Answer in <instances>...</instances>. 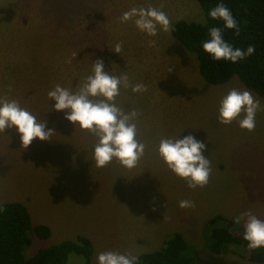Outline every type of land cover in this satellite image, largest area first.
<instances>
[{
	"label": "rangeland",
	"instance_id": "1",
	"mask_svg": "<svg viewBox=\"0 0 264 264\" xmlns=\"http://www.w3.org/2000/svg\"><path fill=\"white\" fill-rule=\"evenodd\" d=\"M149 6L164 11L172 27L179 20L206 22L199 0H0V96L16 99L53 130L51 139L34 138L27 148L15 126L0 132V202L25 203L34 224L52 229L48 239L32 237L27 257L81 234L93 241L98 264L100 252L137 256L179 232L204 264H264L252 262L246 247L215 254L205 240L206 222L216 214L242 225L239 217L249 211L264 220V110L251 132L237 120L224 125L218 119L221 99L232 88L250 91L262 108L264 98L237 76L220 85L207 82L197 54L172 30L158 26L152 37L135 18L120 20L133 7ZM116 43H122L120 53ZM97 59L105 71L127 73L131 84L147 86L136 93L121 87L116 98L125 111L139 113L136 138L146 144L132 169L115 159L96 167L97 137L67 120L47 95L57 84L74 90ZM189 134L205 143L203 155L211 161L203 188H189L158 154L162 138ZM181 200L195 207L181 209ZM83 263L76 253L68 260Z\"/></svg>",
	"mask_w": 264,
	"mask_h": 264
},
{
	"label": "clouds",
	"instance_id": "2",
	"mask_svg": "<svg viewBox=\"0 0 264 264\" xmlns=\"http://www.w3.org/2000/svg\"><path fill=\"white\" fill-rule=\"evenodd\" d=\"M209 16L214 20H222L225 28L235 29V34L239 35L237 21L224 3L213 7ZM133 18L135 26L148 36L155 37L158 26L164 32L172 30L168 15L156 7H133L125 11L120 20L127 22ZM208 34L210 38L202 46L214 60L223 59L235 63L255 51L253 45H249L246 51L234 48L225 41L220 27L210 28ZM148 43L149 46H155L156 41L150 40ZM113 50L120 53L122 43H116ZM121 87H131L134 93L147 91V86L143 83L131 84L127 73L115 75L105 71L103 61L97 59L92 65V74L78 81L74 90L57 84L47 94L56 101L54 108L57 111H65L67 120L79 124L82 129L97 137L93 157L98 168L107 166L115 159L125 168L132 169L145 153L146 144L136 138V120L139 113L136 109L125 111L116 103ZM262 110L264 108L260 101L250 91L232 88L221 99L218 119L224 125L237 120L242 129L251 132L256 126V114ZM13 126L20 133L24 148L34 138L42 141L51 139L53 133V130H46L44 121L38 120L26 108L21 107L19 101L0 96V132L4 133ZM205 149V143L189 134L183 139L162 138L159 141L158 154L173 173L184 179L189 188L195 189L206 186L212 173L211 161L203 155ZM179 207L193 208L195 204L190 200H181ZM239 221L243 222V239L247 241V247L264 248V220L249 211L241 213ZM97 261L98 264H138V257L107 250L98 254Z\"/></svg>",
	"mask_w": 264,
	"mask_h": 264
},
{
	"label": "trees",
	"instance_id": "3",
	"mask_svg": "<svg viewBox=\"0 0 264 264\" xmlns=\"http://www.w3.org/2000/svg\"><path fill=\"white\" fill-rule=\"evenodd\" d=\"M206 22L179 20L172 27L173 35L190 51L195 52L203 78L211 84H224L237 76L243 84L264 98V0H199ZM224 3L237 21L235 29H227L220 19H212L210 10ZM220 27L225 41L242 50L253 45L255 51L243 60H214L204 51L203 43L209 39V29ZM0 264H68L72 253L84 258L83 264H94L93 241L85 235L66 239L40 248L32 257L26 256L33 236L48 239L52 229L45 223L34 224L28 206L15 200L0 202ZM242 224L216 214L205 225L207 247L215 254L228 253L232 247H247L243 239ZM249 259L264 263V248L249 249ZM138 264H204L197 249L183 234L175 232L162 246L137 255Z\"/></svg>",
	"mask_w": 264,
	"mask_h": 264
},
{
	"label": "crops",
	"instance_id": "4",
	"mask_svg": "<svg viewBox=\"0 0 264 264\" xmlns=\"http://www.w3.org/2000/svg\"><path fill=\"white\" fill-rule=\"evenodd\" d=\"M202 77H203V76H202ZM232 79H233V78H232ZM234 79H235L236 81H239L238 78H235V77H234ZM235 84H236V86L239 87V83L236 82ZM218 85H220V84H218ZM240 88H242V86H241Z\"/></svg>",
	"mask_w": 264,
	"mask_h": 264
}]
</instances>
